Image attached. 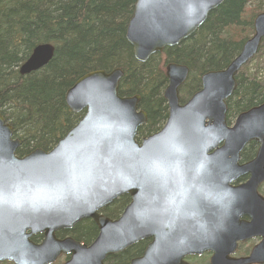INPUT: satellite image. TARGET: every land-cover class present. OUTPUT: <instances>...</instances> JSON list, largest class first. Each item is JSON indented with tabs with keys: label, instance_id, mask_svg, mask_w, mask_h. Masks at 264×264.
I'll return each instance as SVG.
<instances>
[{
	"label": "water",
	"instance_id": "obj_1",
	"mask_svg": "<svg viewBox=\"0 0 264 264\" xmlns=\"http://www.w3.org/2000/svg\"><path fill=\"white\" fill-rule=\"evenodd\" d=\"M224 0H136L126 38L134 57L176 46L194 34ZM253 35L222 70L202 76V88L185 103L179 92L189 77L187 66L168 63L164 98L169 113L157 132L137 140L147 123L140 96L119 93L123 70L83 75L66 92V103L82 118L49 151L20 157L21 142L0 114V176L5 203L0 204V262L104 264L105 258L135 242L151 239L131 264H189L185 258L211 253L209 264H264V103L240 113L228 124V100L238 87L242 67L264 39V12L253 21ZM55 54L51 43L37 45L19 67L21 75L40 70ZM255 141L254 158L241 153ZM179 153V174H157L153 162ZM249 179L234 185L240 178ZM122 194L131 202L118 220L99 211ZM249 217L250 221L242 220ZM84 219L99 234L89 245L58 238ZM43 234L40 243L32 237ZM260 238L249 253L235 257L238 243Z\"/></svg>",
	"mask_w": 264,
	"mask_h": 264
},
{
	"label": "trees",
	"instance_id": "obj_2",
	"mask_svg": "<svg viewBox=\"0 0 264 264\" xmlns=\"http://www.w3.org/2000/svg\"><path fill=\"white\" fill-rule=\"evenodd\" d=\"M135 2L0 0V114L13 126L14 138L21 142L18 156L36 149L49 151L78 123L83 112L70 110L66 92L83 75L96 70H123L120 95L140 96L139 108L148 117L137 135L141 141L158 131L168 117L164 98L167 64L189 68V78L180 90L186 100L201 89L206 72L226 68L240 53L253 35L255 16L264 12V0H224L189 38L139 62L126 38ZM42 43L55 46L54 57L40 70L21 75L19 67ZM255 57H264V39ZM247 64L239 72L238 87L227 101L228 124L240 113L264 103V74L259 67L250 70ZM257 150L258 143H249L241 161L254 158ZM106 213L112 216L113 210ZM67 233L89 243L97 227L84 220ZM32 239L38 242L42 236Z\"/></svg>",
	"mask_w": 264,
	"mask_h": 264
},
{
	"label": "flooded vegetation",
	"instance_id": "obj_3",
	"mask_svg": "<svg viewBox=\"0 0 264 264\" xmlns=\"http://www.w3.org/2000/svg\"><path fill=\"white\" fill-rule=\"evenodd\" d=\"M163 52V51H162ZM189 78V77H188ZM188 80V79H187ZM187 82V81H186ZM185 82V83H186ZM201 84H202V79H201ZM184 86V85H183ZM182 86V87H183ZM181 87V88H182ZM181 88H180V90H181ZM201 88H202V85H201ZM201 90V89H200ZM199 91V90H198ZM197 91V92H198ZM195 94V93H194ZM193 94V95H194ZM192 95V96H193ZM179 96H180V100H181V103H185L187 100H189L192 96H190L189 98H186V100L184 99H182L183 98V95L181 94V92H179ZM167 120V119H166ZM148 121V120H147ZM166 122V121H165ZM165 124V123H164ZM164 126V125H163ZM162 126V127H163ZM161 127V128H162ZM160 128V129H161ZM159 129V130H160ZM158 130V131H159ZM157 132V131H156ZM155 133V132H154ZM153 134V133H152ZM149 135H151V134H149ZM148 136V135H147ZM23 157V156H22ZM249 179V177L248 176H246V177H242V178H240L236 183H234V185H240V184H242V183H245L247 180ZM264 182L259 186V188H258V193L260 194V195H262V196H264ZM130 202H131V196L129 195V194H122V195H120L117 199H115L111 204H109V205H107L106 207H104V208H102L100 211H99V213H101L102 215H104L105 217H108L109 219H111V220H118L121 216H122V214L124 213V211H125V209L127 208V206L130 204ZM109 209H112L113 210V214H112V216H110V215H108L106 212H107V210H109ZM84 220H89V221H92L95 225H96V227H97V234L95 235V237L89 242V243H85V244H87V245H89V244H91L95 239H96V237L98 236V234H99V227H98V225L96 224V222L93 220V219H84ZM84 220H82V221H84ZM242 220H246V221H250V218L249 217H243L242 218ZM81 221V222H82ZM80 223V222H79ZM78 223V224H79ZM76 226V225H75ZM74 226V227H75ZM73 227V228H74ZM73 228H71V229H64V230H60V231H58L57 233H56V236L58 237V238H61V239H63V238H66V237H72L71 235H69L68 233H67V231L68 230H72ZM39 235H41L42 236V239H43V234H39ZM39 235H35V236H39ZM61 235H63V236H61ZM35 236H33V237H35ZM32 237V238H33ZM42 239L40 240V241H38V242H35L33 239V241L35 242V243H40L41 241H42ZM260 238H252V239H249L248 241H243V242H239L238 243V247H237V249H236V251H235V253L233 254V256H235V257H237L236 256V254L238 253V250L240 249V248H242V246H243V244H245V243H247L248 242V244H252L253 243V245H251V247H250V249L248 250V252L246 253V255H249V253L251 252V250H252V248L257 244V243H259L260 242ZM151 242V239H143V240H139V241H137V242H135L134 244H132V245H130V246H128L127 248H125V249H123V250H121V251H119V252H116V253H113V254H110V255H108L106 258H105V260H104V264H131V262L134 260V259H136V258H138V257H141L143 254H144V251L146 250V248H147V246L149 245V243ZM81 243H83V242H81ZM208 256H209V261H210V258H211V253H208L207 254ZM245 255V256H246ZM201 256V255H200ZM200 256H198V255H192V256H187L186 258H185V260L189 263V264H191L190 262L192 261H194L196 258H200ZM238 257H242V256H238ZM70 259V255H68V254H61L59 257H58V259L55 261V262H53L52 264H64L66 261H68ZM206 264H209V262L208 263H206Z\"/></svg>",
	"mask_w": 264,
	"mask_h": 264
},
{
	"label": "snow or ice",
	"instance_id": "obj_4",
	"mask_svg": "<svg viewBox=\"0 0 264 264\" xmlns=\"http://www.w3.org/2000/svg\"><path fill=\"white\" fill-rule=\"evenodd\" d=\"M182 163V159L179 153H174L171 157H166L164 159L154 161L153 167L157 174L164 175L168 168H171L172 171H175L179 174L180 165ZM4 196V181L3 177L0 176V204L5 203Z\"/></svg>",
	"mask_w": 264,
	"mask_h": 264
},
{
	"label": "rangeland",
	"instance_id": "obj_5",
	"mask_svg": "<svg viewBox=\"0 0 264 264\" xmlns=\"http://www.w3.org/2000/svg\"><path fill=\"white\" fill-rule=\"evenodd\" d=\"M247 67L250 70L259 67V69H261L260 72H262L264 74V57H261V58L255 57V59H253L251 62H249L247 64ZM251 245H253V243L252 244H248V242H247V243L243 244L242 248H240L238 250V253L236 254V256L237 257L238 256H245L246 253L248 252V250L250 249ZM207 254L208 253H205V254L201 255L200 258H196L193 262L191 261L190 263L191 264H205L206 262L208 263L209 262V256ZM204 257L207 258V260H205Z\"/></svg>",
	"mask_w": 264,
	"mask_h": 264
}]
</instances>
